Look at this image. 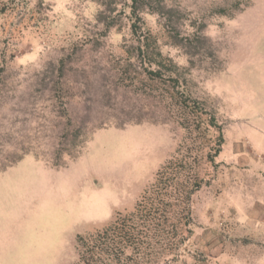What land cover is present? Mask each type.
I'll use <instances>...</instances> for the list:
<instances>
[{"label": "rangeland", "instance_id": "obj_1", "mask_svg": "<svg viewBox=\"0 0 264 264\" xmlns=\"http://www.w3.org/2000/svg\"><path fill=\"white\" fill-rule=\"evenodd\" d=\"M115 2L0 0V264H79L78 238L132 212L171 158L190 180L183 235L108 264H264V0ZM140 44L177 82L131 57L108 102ZM67 119L88 124L74 150Z\"/></svg>", "mask_w": 264, "mask_h": 264}, {"label": "trees", "instance_id": "obj_2", "mask_svg": "<svg viewBox=\"0 0 264 264\" xmlns=\"http://www.w3.org/2000/svg\"><path fill=\"white\" fill-rule=\"evenodd\" d=\"M96 2L100 7L108 5V13H114L116 11L115 0H91ZM139 0H131L132 13L134 15L135 10L138 9L137 4ZM148 5L144 7L147 9ZM149 9V8H148ZM101 19L106 20L108 16L104 13H100ZM109 20V19H108ZM104 28V32L101 33L100 37L104 36L111 27L113 22L109 21ZM132 32L137 34L136 24L131 25ZM101 40V38H100ZM100 40L93 41L91 49L98 47L101 42ZM146 45V44H145ZM84 48L87 47V43L84 44ZM147 45L142 47L140 44L135 50L129 51L126 48V54L128 59L124 62L127 66L121 65L118 69H122L119 74L124 76L120 79L118 85L111 86L106 84L103 94L108 102L109 97L117 96L119 93L117 89L121 83L128 81L129 76V59L139 57L141 66L143 67V74L150 79H163L161 72V64H158L155 60L148 58ZM157 56H161L160 52L156 53ZM71 54L64 55L60 58L58 66L56 68L58 74L57 77L61 79L65 78L64 67L66 60L71 59ZM145 57V60H142ZM118 61L115 59L114 63ZM164 80V79H163ZM165 82L177 81L168 78ZM174 86V85H173ZM170 84V87H173ZM124 88V87H123ZM117 91V92H116ZM115 94V95H114ZM58 95V94H56ZM60 97V96H59ZM58 97V98H59ZM113 106L120 105V102H116ZM111 110L109 109L108 112ZM112 115V114H111ZM130 121H123L121 124L116 122L114 119H99L94 122L91 128H104L107 126H123ZM88 124L85 122L80 126H72L70 121L67 119L64 125V137L71 141L73 149L80 147L84 138ZM76 147V148H75ZM185 162L183 159L177 160L176 158L169 159L156 173L154 183L151 186L152 191L145 192V194L136 203L134 210L125 215L117 213L115 220L110 223L102 232L89 235L88 237L78 238V262L79 264H108L113 260H120V256L124 254L127 249L132 252H138L141 249L152 251L154 249L169 252L173 243L177 242V239L183 235L186 227V221L182 210L187 207V203L190 197V190L188 184L189 179L184 174Z\"/></svg>", "mask_w": 264, "mask_h": 264}]
</instances>
